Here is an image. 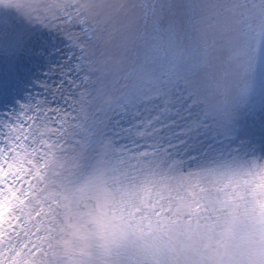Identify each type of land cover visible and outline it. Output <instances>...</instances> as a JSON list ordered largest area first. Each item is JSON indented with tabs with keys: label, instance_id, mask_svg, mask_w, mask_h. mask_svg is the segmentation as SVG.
I'll use <instances>...</instances> for the list:
<instances>
[{
	"label": "snow or ice",
	"instance_id": "1",
	"mask_svg": "<svg viewBox=\"0 0 264 264\" xmlns=\"http://www.w3.org/2000/svg\"><path fill=\"white\" fill-rule=\"evenodd\" d=\"M41 3L0 0V7L15 10L33 29L11 42L21 59L39 55L49 63L38 81L39 91L14 105H9L8 94L16 88L0 80V104L5 105L0 110V264H96L89 249L97 235L104 239L106 256L131 252L138 257L131 264H264V156L247 155L238 118V108L250 95L259 71V48L234 49L232 59L243 74V84L235 100L214 107L211 122L174 97L146 94L143 84L129 92L131 97L143 96L142 104L156 105L152 111L157 114L145 127L154 125L163 113L168 122L154 131L170 129L163 144L136 141V146H151L159 180L178 181L193 200L181 198L174 211L169 209L171 214L152 206L150 213L137 216L139 209L127 210L135 196L126 192L127 200L97 197L85 218L79 204L88 199L97 179L88 175V159L99 142L98 118L105 112L111 122L112 110L96 103L98 69L79 41L56 23L58 0H48L46 8ZM261 4L264 15V0ZM85 25L81 19L74 28L87 30ZM49 32H59L64 48L79 52L49 49L45 43ZM255 35L264 41V28ZM53 52L61 53L63 61L54 62ZM228 84L226 73L214 87L227 89ZM142 115L137 111L138 123L145 124L139 119ZM115 123L121 126L119 131L113 129L116 135L129 140L131 126H123L119 119ZM100 143L106 151L110 148L109 142ZM58 153L65 159L57 160ZM51 162L56 163L59 177L52 182L46 174ZM159 180L153 173L147 183ZM60 207L80 219L57 224ZM103 264L123 261L105 259Z\"/></svg>",
	"mask_w": 264,
	"mask_h": 264
},
{
	"label": "clouds",
	"instance_id": "2",
	"mask_svg": "<svg viewBox=\"0 0 264 264\" xmlns=\"http://www.w3.org/2000/svg\"><path fill=\"white\" fill-rule=\"evenodd\" d=\"M47 4L48 0H42L41 7ZM261 7V0H58L55 16L60 30L69 31L79 41L98 69L94 74L99 81L96 103L105 111L111 108L114 112L127 92L143 84L151 94L174 97L211 122L216 117V105L238 96L244 77L232 59L233 52L237 47H256L255 33L264 28ZM81 19L86 20L87 30L74 28ZM67 51L78 53L79 49ZM226 73L227 89L215 88V82ZM111 112V122L105 112L98 118L99 142L88 159V175L97 179L90 186L88 199L80 202V213L86 218L89 209L96 206L97 197L109 202L127 200L130 197L126 192L135 196L127 210L139 209L137 216L150 213L152 206L171 214L169 209L174 211L181 198L193 200L191 192L178 181L159 180L151 146L137 147L133 137L121 140L116 135L113 129L117 130V124ZM141 133L150 135L144 131L137 135ZM244 139L249 157L264 156V146ZM103 141L110 144L107 151L101 146ZM64 159L63 154H57V160ZM120 160L124 162L118 163ZM57 171L56 163L51 162L46 170L50 182L59 179ZM153 173L159 182L149 185ZM79 219L57 208V224ZM89 250L96 264H103L105 259L131 264L138 258L131 252L106 256L104 239L99 235L92 238Z\"/></svg>",
	"mask_w": 264,
	"mask_h": 264
},
{
	"label": "rangeland",
	"instance_id": "3",
	"mask_svg": "<svg viewBox=\"0 0 264 264\" xmlns=\"http://www.w3.org/2000/svg\"><path fill=\"white\" fill-rule=\"evenodd\" d=\"M33 31L32 27L25 23L22 17L11 8L0 7V80L10 81L16 91L8 94V103L25 99L29 93L39 91L38 81L45 77L48 71L49 63L47 57L41 58L39 55L32 59L22 60L19 52L11 46V42L16 39L17 35H29ZM35 31H42L37 28ZM47 31V30H44ZM259 31V30H258ZM256 31V32H258ZM46 46L51 49L57 47L66 53V48L61 42L62 38L57 33L49 32L47 34ZM256 47L259 48V71L255 77L254 85L250 90V95L240 108L241 135L249 138L250 143L256 146H264V41L256 36ZM53 60L56 63L63 61L61 53H52ZM130 92V91H129ZM129 92L121 99V106L117 108L111 115L115 119L122 121L123 126H131L130 136L136 139L138 143L156 146L163 144L170 129L167 127L159 128L161 124L166 125L168 116L160 114V120L154 125L145 127L147 120L157 113L152 111L154 104L141 103L144 97H131ZM146 94L151 92L144 88ZM3 105V104H1ZM4 106H0V110H4ZM137 111L143 115L139 119H143L145 124L138 123ZM121 128L117 125V131ZM141 131L150 133L146 136H138ZM123 134V133H122Z\"/></svg>",
	"mask_w": 264,
	"mask_h": 264
},
{
	"label": "bare ground",
	"instance_id": "4",
	"mask_svg": "<svg viewBox=\"0 0 264 264\" xmlns=\"http://www.w3.org/2000/svg\"><path fill=\"white\" fill-rule=\"evenodd\" d=\"M14 104H15V102H12V105H14ZM0 106H4V105H1V104H0Z\"/></svg>",
	"mask_w": 264,
	"mask_h": 264
}]
</instances>
